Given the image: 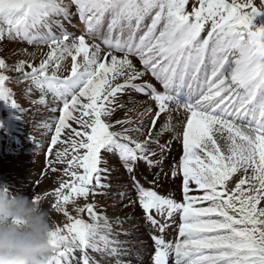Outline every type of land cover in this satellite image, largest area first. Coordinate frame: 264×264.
<instances>
[{
    "label": "snow or ice",
    "instance_id": "snow-or-ice-1",
    "mask_svg": "<svg viewBox=\"0 0 264 264\" xmlns=\"http://www.w3.org/2000/svg\"><path fill=\"white\" fill-rule=\"evenodd\" d=\"M261 5L0 0V43L39 50L22 49L28 59L12 65L0 58V101L23 113L9 83L26 82L24 94H38L28 102L54 114L42 125L52 133L48 167L68 178L45 193L68 221L50 232L45 264H131L121 259L129 247L120 236L131 235L125 221L116 219L117 231L94 202L113 188L114 157L126 179L112 195L142 210L152 264H264V25L253 23L264 16ZM74 20L83 25L79 34L65 26ZM118 110L123 117L113 119ZM174 140L182 155L163 175L181 179L179 201L154 190L160 172L151 188L138 178L141 163L149 170L164 163ZM42 199L32 193L34 203ZM173 227L178 237L167 241Z\"/></svg>",
    "mask_w": 264,
    "mask_h": 264
},
{
    "label": "rangeland",
    "instance_id": "rangeland-1",
    "mask_svg": "<svg viewBox=\"0 0 264 264\" xmlns=\"http://www.w3.org/2000/svg\"><path fill=\"white\" fill-rule=\"evenodd\" d=\"M239 2L242 3L243 0H239ZM254 2L258 8L262 7L261 0H254ZM76 22L78 21H74L73 23L75 24ZM253 23L257 27L264 25V16L257 17L256 20L253 21ZM6 42L7 41L2 42L0 44V51L2 47H4ZM9 43L16 45L19 42H16V43L9 42ZM20 44L31 47V45H27L24 43H20ZM3 54L4 52L1 51L0 58H3L1 57ZM14 63H8V64L12 65ZM8 75L12 77L13 80L19 78L18 74L16 73H8ZM18 85H22V86L24 85V88L19 89ZM26 86H27L26 82L8 84V87L11 88L13 92L16 94L15 98L17 102L20 104V106L22 107V109L29 110L30 108L29 112L33 110L32 113L34 114V116L32 117L24 116L20 118V120L22 121H19V123L22 126L19 127V129L17 128L16 123H15V114L19 111H17L16 109H13L12 107H10V105L5 103L4 101H0V186L6 187L8 190L13 192L14 194H22L30 198H32L33 192L41 195L43 197L41 201V206L45 210L48 211L49 216H50V222L53 225L58 224L59 226L62 227L64 224L68 222L67 219L62 214H58L50 208V205L54 203L55 197L51 194L45 197V193H52L59 186V181L61 179H68L67 177H63L61 172L53 173L48 167L49 157L46 155V149L50 144V136L52 135V133H49V132L47 133V130H43V126H42L43 123L41 122L39 123V121H44V122L47 121L48 119L47 118L44 119L43 117L45 116V114H52V113H50L48 110H46L44 107L40 105H34L28 102L29 100H32V99H38V94L34 93L31 96L25 95L24 89L26 88ZM56 115H58V113ZM19 130L21 131V134H18ZM166 162L168 161H164L162 165L154 169H151V172L149 175H147V173H144L142 170L139 169V172L142 173V175H140L139 177L140 179L142 178V182L145 184V187H150V188L153 187V185L151 184V179L153 180L154 173L160 172L162 176V177L160 176V179H166V177L162 175L164 173H167L166 170L163 171V168H165L166 165H168V164H165ZM171 165H172V162H169V166ZM109 166L110 167L115 166L114 167L115 170L112 172V180H111L113 188L111 189V191L106 197L97 195L94 198V202L98 205L100 209V213L103 215H106L110 220H112V218L116 216H120V214H122V210L126 209L122 206L121 201L118 198H114V196L112 195V193H115L116 191L119 190L117 187H115V185L122 183L123 180L126 179V173L124 172V169L120 166L118 159L115 157L109 161ZM56 167L62 168L63 166L56 165ZM47 174L50 176V181H52L51 184L47 187H40L39 183L42 181V179L45 176H47ZM118 177L121 179H117ZM173 184L174 185L172 186V188H170L171 192H166L165 190L167 188L162 187V185L160 184L155 186L154 189L156 191L158 189L157 192L165 196L169 195V193H172L174 194V198L179 201L180 198L182 197V193L178 192L177 190L178 185H179L178 181H174ZM231 186L232 184L230 183L229 187ZM192 194L197 195L198 193L194 192ZM90 201H91V198H90ZM78 203L81 206H83L86 202L83 200V198H81L78 201ZM137 209L138 207L135 208L136 212H137ZM69 212L73 216L77 215L76 212L73 211L71 205H69ZM136 214L137 213L134 212L133 216H135ZM139 214L141 217L140 218L141 221L137 223L136 227H140L141 229L142 227L144 228L145 225L143 224H145V221L143 222L144 214H141L140 211H139ZM81 215L83 218L87 219L86 214H81ZM124 226L125 227L127 226L126 228L128 227L130 228V226L133 227V225H129V226L124 225ZM145 233H146V236L149 237V235L147 234L148 226H147V230H145ZM132 238L133 237L120 236L121 241H131V242L136 241L137 242L139 240H143L146 243L142 245L147 246L146 249L139 250V248L137 249V248L128 246L129 248H131V251H128L127 253L122 254L123 257L121 256V259H123L124 261H130L131 264H139V262L137 263L136 261L137 254H135V252L145 255L147 250H150L149 249L150 244L148 243L147 240H144L141 238H133V239ZM79 255L80 254L77 252L76 253L77 261L79 259ZM91 255H95V254H91ZM151 256L152 255H149L144 258L140 257V259H142V262L146 260H151ZM97 259H99V257H97ZM106 259L102 260L101 264H115L114 262L111 263L112 261H109V260H115L114 258H106ZM143 263H140V264H143Z\"/></svg>",
    "mask_w": 264,
    "mask_h": 264
},
{
    "label": "clouds",
    "instance_id": "clouds-1",
    "mask_svg": "<svg viewBox=\"0 0 264 264\" xmlns=\"http://www.w3.org/2000/svg\"><path fill=\"white\" fill-rule=\"evenodd\" d=\"M53 228L41 204L0 186V264H45Z\"/></svg>",
    "mask_w": 264,
    "mask_h": 264
},
{
    "label": "bare ground",
    "instance_id": "bare-ground-1",
    "mask_svg": "<svg viewBox=\"0 0 264 264\" xmlns=\"http://www.w3.org/2000/svg\"><path fill=\"white\" fill-rule=\"evenodd\" d=\"M76 27H78L79 28V26H77V24H76ZM80 29V28H79ZM67 30H68V32L69 33H73L74 32V30H73V28H67ZM9 42H6V44L4 45V47H2V49H1V51H3L4 52V56L2 55L1 57H3V58H5L6 59V62L7 63H14L15 61H17V60H19V59H28V57L27 56H25L23 53H21V50L22 49H27L28 50V52H33V51H39L38 49H36L34 46H25V45H21L20 44V42L19 43H17L16 45H14V44H12V43H9ZM14 43H16V42H14ZM1 44V43H0ZM0 51V52H1ZM43 52H47V48L45 47V48H43ZM42 57L38 54L37 55V57H36V62L38 63L39 62V60L41 59ZM65 64L66 65H69L70 66V61L68 60V61H65ZM138 67H139V65H137ZM147 79V78H146ZM152 82H154V81H152ZM18 88L20 89V88H24V85L22 86V85H18ZM133 95V98H135V99H137V100H144V99H146L145 97H143V96H141V95H138V94H135V93H133L132 94ZM121 99L123 100V101H125V102H127V100H128V97L127 96H123V97H121ZM128 107H131V105H127ZM30 111V108H29V110L28 109H26V110H23V113H20V112H17L16 114H15V123H16V126H17V128L19 129V127H21L22 125H20V123H19V121H22V120H20V118H22V117H24V116H30V117H32V116H34V114L32 113L33 112V110L31 111V112H29ZM42 114V113H41ZM53 116V114H45V116L43 117L44 119L45 118H47V119H49L50 117H52ZM123 117V111L122 110H118L117 112H116V114L114 115V117H113V119H118V118H122ZM39 119H41V118H39ZM43 119V120H44ZM162 119H163V117H162ZM44 123V121H39V123ZM42 125V124H41ZM43 130H46V129H44L43 128ZM177 130L179 131V128H177ZM47 133H48V131H47ZM18 134H21V131L19 130L18 131ZM23 135V134H22ZM25 136V135H24ZM44 137V136H43ZM49 138V137H48ZM44 140V139H43ZM45 143V142H44ZM171 147H172V151H170V153H167L166 154V159L164 160V161H168V162H166L165 164H168V165H166V167L165 168H163V171L164 170H166V172L168 173L169 172V169H170V166H169V162H172L173 163V158H175L176 160H178L179 158H180V156L182 155V144L180 143V142H177V141H173V143H172V145H171ZM175 150H176V152H175ZM41 156V155H40ZM43 158V157H42ZM115 164V163H114ZM115 167V166H114ZM139 169L140 170H142L144 173H147V175H149L150 174V172H151V170H149V169H147V167L143 164V163H141L140 164V167H139ZM149 170V171H148ZM163 175V174H162ZM162 177V176H161ZM36 178V177H35ZM52 178V177H51ZM138 178L140 179V177L138 176ZM140 181H141V183L142 184H144L143 182H142V178L140 179ZM151 181H152V179H151ZM174 181H178V188H177V190H178V192H180V190H181V179L178 177V178H176V179H174V180H172V178L169 176V177H167L166 179H160V181H159V184L160 185H162V187H166L167 189L165 190L166 192H171L170 191V188H172V186L174 185L173 183H174ZM51 182L52 181H50V176L47 174V176H45L43 179H42V181L39 183V185H40V187H47V186H49L50 184H51ZM144 186H145V184H144ZM155 190V189H154ZM164 190V189H163ZM157 191H158V189H157ZM164 191V192H165ZM159 193V192H158ZM182 198V197H181ZM181 198H180V200H181ZM138 207V206H137ZM139 211L141 212V214H143V212H142V210L141 209H139V207H138V209H137V212L134 210H132V209H130V208H126V209H124V210H122V214H120V216H116V217H114V218H112V220H110V221H112L113 222V227L117 230V231H119L120 230V227L121 226H118V225H116L115 224V221H116V219L117 218H120L121 220H124L125 221V223L122 225V227H123V229H125V230H127L128 232H130L131 233V235L130 236H128V237H133V238H142V239H144V240H150L151 241V239H150V236L148 237V236H146V233H145V230H147V226L145 225L144 226V228L142 227L141 229H140V227H136V225H137V223H139L140 221H141V217H140V214H139ZM137 213L135 216H133V213ZM132 213V214H131ZM111 214V213H110ZM113 216V215H112ZM131 216H133V217H131ZM143 216V215H142ZM129 217H130V219H129ZM129 222V223H128ZM176 223L178 224L179 223V220H176ZM124 225H133V227H131L130 226V228L128 227V228H126ZM142 226V225H141ZM138 228V229H137ZM121 236H123V235H121ZM125 237V236H124ZM178 237V232L176 231V229H175V227H173V228H169V229H167L166 230V232L164 233V238L167 240V241H174V239L175 238H177ZM132 238V239H133ZM135 240V239H134ZM126 243H127V245L128 246H130V247H136V248H139L140 249V247H143V248H145L146 246L145 245H141L140 243H137L136 241L135 242H131V241H126ZM147 245V244H146ZM130 249V251H131V248H129ZM146 249V248H145ZM147 251H149V250H147ZM140 252V251H139ZM123 257V256H122ZM107 260V259H106ZM132 260V259H131ZM109 261H112L111 263H115V260H109ZM137 261L139 262V263H143L142 262V260H139V259H137ZM102 263H104V262H102ZM146 264H152L151 262H145ZM74 264H75V262H74ZM170 264H171V259H170Z\"/></svg>",
    "mask_w": 264,
    "mask_h": 264
}]
</instances>
